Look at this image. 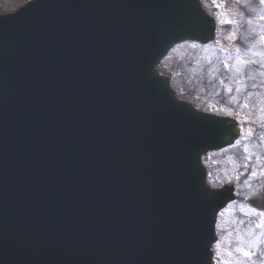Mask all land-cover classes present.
I'll return each mask as SVG.
<instances>
[{
	"label": "water",
	"instance_id": "95a60500",
	"mask_svg": "<svg viewBox=\"0 0 264 264\" xmlns=\"http://www.w3.org/2000/svg\"><path fill=\"white\" fill-rule=\"evenodd\" d=\"M215 31L199 0L0 15V264H212L235 196L206 185L201 155L239 130L177 99L157 64Z\"/></svg>",
	"mask_w": 264,
	"mask_h": 264
},
{
	"label": "rangeland",
	"instance_id": "374dc122",
	"mask_svg": "<svg viewBox=\"0 0 264 264\" xmlns=\"http://www.w3.org/2000/svg\"><path fill=\"white\" fill-rule=\"evenodd\" d=\"M26 1L0 0V14L11 12ZM220 1L222 2V0H207L210 3L207 9L213 14L218 13L220 34L231 32L226 39L227 44L223 45L218 40L216 43L202 47L185 42L172 49L159 63V71L170 75L171 84L176 92H181V94L178 93L180 96L187 97V100L190 97L195 98L196 105L203 110L218 115L235 114L239 118L245 114L246 106L242 104L236 107L235 105L244 101L251 105L248 100L243 99L244 95L252 93L251 88L245 86L259 85L256 99L262 103L261 108L264 112V18H262L264 4L259 3V0H243V2L238 0L235 9L223 10L220 7ZM238 24L240 25L237 28L240 30L239 35L234 29V26ZM247 26L255 28V31L253 32L254 29L249 31V28L247 33L242 34ZM233 34L234 39L229 44ZM253 38L256 39V43L249 45L245 50L244 45ZM243 89H246L244 94L241 92ZM238 93L242 95L239 97ZM231 100L238 101L233 105ZM254 106L259 115L260 105ZM259 121L254 119L248 124L250 127H258L262 124ZM253 130L254 127L252 131H245L243 138L232 148L208 156L206 160L212 173L210 178L212 185L219 186L225 182L238 181L241 184L239 189L242 190L243 198L255 193L258 189L257 185L254 186L255 182L264 179V133L258 132L253 135ZM240 206L241 204H235L233 209L239 212H250L247 208L240 209ZM236 211L227 209L217 220L219 238H224L222 230L225 226L228 228V241L217 246L215 252L218 254V261L216 260L215 264H244L243 261L259 264L258 260L264 258V239L261 243L263 246L259 244L262 234H256V231L251 229V222H253L251 219H242V223L236 221ZM243 251H250L253 255L245 257Z\"/></svg>",
	"mask_w": 264,
	"mask_h": 264
},
{
	"label": "flooded vegetation",
	"instance_id": "af4514ba",
	"mask_svg": "<svg viewBox=\"0 0 264 264\" xmlns=\"http://www.w3.org/2000/svg\"><path fill=\"white\" fill-rule=\"evenodd\" d=\"M237 1L238 0H230V2H229V0H222V2H221V6L220 7H222L223 8V10H226V9H229V10H232V9H235L234 7L237 5ZM202 3H203V5L205 4L206 5V7L208 6V4H210L209 2H207V0H202ZM223 3V4H222ZM204 5V6H205ZM240 27V25L238 24V25H236V26H234V29H235V31H237V33H238V35H239V33H240V30H237V28H239ZM230 33L231 32H228V33H226V34H220V32H218V35H217V39H216V41L217 40H220L222 43H223V45H226L227 44V38H228V36L230 35ZM243 33H246V31H242V34ZM235 36H236V34H235ZM233 39H234V34L232 35V37H231V42L229 43V44H231L232 43V41H233ZM234 43V42H233ZM252 86V87H251ZM251 86H248V87H250L251 88V94H248V95H244L243 96V99H246V100H248L250 103H251V105H248V104H246L245 103V101L243 102V103H239L238 102V104L237 105H235L236 107H239V106H241L242 104L243 105H245L246 106V110H245V114L242 116V118H239V117H236L235 116V118H236V121H237V123L240 125L241 124V127H242V124H245V123H249V122H253V120L254 119H259L260 121L259 122H262V123H264V112H262V108H261V106H262V103H260L259 102V100H257L256 99V96H257V94L259 93L258 91H257V89H256V85H251ZM246 91V89L245 90H242L241 92H243V94H244V92ZM178 93H180L181 94V92H177L176 94H177V96L179 97V98H181V99H184V100H186L187 102L189 101L193 106H196L197 108H198V105H196V103H195V98H192V97H190V99L188 98V100L186 99V98H184V97H182V96H180ZM242 95V93L241 94H238L237 96H241ZM242 100V99H241ZM241 100H240V102H241ZM234 102H237L238 100H233ZM243 101V100H242ZM255 101H257V102H255ZM254 105H256V106H259L260 105V108H259V115H258V113H257V109H255V106ZM232 107H233V105H231ZM251 107V108H250ZM252 107H254V108H252ZM261 112H262V114H261ZM232 116H234L233 114H231ZM263 126H264V124H263ZM243 127H245V128H248V125H243ZM243 129V128H242ZM254 132L255 133H257L258 132V129H255L254 130ZM261 132H264L263 130L261 131ZM207 177H208V179H210L212 176H211V174L209 173L208 175H207ZM258 186V189L256 190V192L254 193V195H252V196H249V197H254V196H256L257 194H260V193H264V179H262V180H260L258 183L256 182V184L254 185V186ZM239 186H241V184L239 183V184H235V189H236V192H237V194H238V200H235V202H233V203H230V204H228L226 207H225V209L224 210H222V213H224L225 212V210H227L229 207H231L232 205H234L235 203H239V202H243V204L245 205V207L247 206L248 208H249V210H250V212L249 213H247V214H250L251 215V218L252 219H254V220H256V223L257 224H259L256 228H255V231H256V234H262V237L260 238V243L259 244H261L262 242H263V239H264V215H262V213H264V209H262V208H253V207H250L248 204H247V198L246 199H243L242 198V196H241V191L242 190H240L239 189ZM221 213V214H222ZM247 215H245V216H243V214L242 213H238V212H236L235 213V219H242V218H245ZM257 219H259V221L257 220ZM262 245V244H261ZM260 260L261 259H259L258 261L260 262ZM243 263L244 264H253V263H251V261H243ZM260 264V263H259Z\"/></svg>",
	"mask_w": 264,
	"mask_h": 264
},
{
	"label": "snow or ice",
	"instance_id": "6c2138e0",
	"mask_svg": "<svg viewBox=\"0 0 264 264\" xmlns=\"http://www.w3.org/2000/svg\"><path fill=\"white\" fill-rule=\"evenodd\" d=\"M229 2H230V0H229ZM241 2H243V0H241ZM259 3L264 4V0H259ZM262 18H264V17H262ZM228 23H231V21H228ZM252 62L254 63L255 61H252ZM225 67H227V65H225ZM262 215H264V213H262ZM243 255L245 257H249V256L253 255V253H251L250 251H243ZM260 264H264V259L260 260Z\"/></svg>",
	"mask_w": 264,
	"mask_h": 264
}]
</instances>
